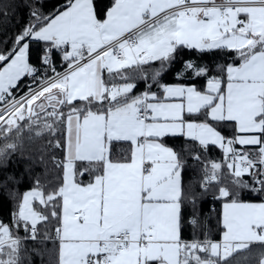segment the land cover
<instances>
[{
    "label": "snow or ice",
    "instance_id": "snow-or-ice-1",
    "mask_svg": "<svg viewBox=\"0 0 264 264\" xmlns=\"http://www.w3.org/2000/svg\"><path fill=\"white\" fill-rule=\"evenodd\" d=\"M29 7L30 22L0 48V135L18 138L33 126L38 137L62 135L49 144L63 159L53 153L46 171L57 174L36 175L12 222L0 221V264H24L26 241L38 235L57 244L54 264H237L253 245L264 248V202L240 200L245 190L264 198V0H112L102 19L93 0H65L48 14L42 0ZM34 42L45 46L42 75L30 62ZM184 49L233 63L211 75L207 65L184 61L176 82L165 83ZM25 78L28 91L17 95ZM197 78L204 91L184 83ZM137 81L145 85L139 94ZM228 122L231 136L219 130ZM18 144L4 137L0 165ZM209 146L223 150L224 162L202 166L196 193L184 181L186 159L200 162ZM8 181L15 178L0 187L15 198ZM213 190L222 242L183 240L185 202ZM52 221L54 236L41 234L38 225Z\"/></svg>",
    "mask_w": 264,
    "mask_h": 264
},
{
    "label": "trees",
    "instance_id": "trees-1",
    "mask_svg": "<svg viewBox=\"0 0 264 264\" xmlns=\"http://www.w3.org/2000/svg\"><path fill=\"white\" fill-rule=\"evenodd\" d=\"M99 18H103L106 11L111 7L112 0H93ZM0 3L7 5V15H0V41L6 42L0 45V48L10 47L12 38L19 33L21 28L30 22V3L31 0H0ZM65 0H42V11L46 14L52 13L59 9ZM44 43L34 42L30 47V62L36 67L41 65V57L44 54ZM55 61L59 62L61 59L58 54H55ZM195 61L201 65L209 67L210 74L216 75L218 65L233 63L230 55L224 54H201L195 50L184 49L180 52L176 63L173 67L164 73L161 79L168 84L176 82L175 72L184 61ZM155 67H159V62H156ZM61 69V68H59ZM121 83V81H115ZM185 84L191 85L195 83L198 90L204 91L206 89V80L204 78H197L195 81H184ZM29 83L25 78V83L20 88V93L23 94L28 91ZM144 82L137 81V88L134 92L139 94L144 91ZM80 103V102H77ZM27 121L21 122L22 126L27 125ZM36 126L32 128L24 127V130L17 138L12 133H4L0 135V145L4 143V137L11 139H18L19 144L15 152L11 154L6 163L0 165V182L6 181L8 177H14L15 183L8 181V188L12 189L15 193V198H10L8 193L3 187H0V221L5 224L12 222V215L17 209L20 197L33 187V181L36 175H40L41 179L54 176L57 173L53 171H46L52 169L51 155L54 153L57 159H63V152L56 149L54 144H49V140L59 138L63 142V136L58 137L49 136L45 133L43 136H36ZM224 134L231 136L235 132V124L228 122V127L221 128ZM169 144L178 147L185 146L186 151H199L195 144L189 146L183 138H171ZM238 146L237 148H240ZM258 147V146H256ZM254 155V153H253ZM200 162L195 161L191 156L186 159V168L184 173V181L186 185L191 186V190L200 192V179L203 176V165L207 164L210 167L212 162H224V153L217 146H209L206 152L200 153ZM224 183H227V171L223 172ZM247 179V177H245ZM58 181H54L57 183ZM214 191H209L206 194L198 195L195 205L185 202L182 215L183 225L181 230V238L185 241L193 239L203 240L205 238L212 241H220L223 233L221 224L222 220V201L214 196ZM242 202H264V198H260L255 194H250L247 190L242 191L240 194ZM37 208L40 206L38 203L35 205ZM195 216L198 221L197 226L193 227L189 221ZM55 221H52L44 227L38 225L40 233H47L54 236ZM21 236L24 233H19ZM27 254L25 256L24 264H54L56 258L57 244L52 241H47L38 235L37 241H26ZM264 258V248L259 245H253L246 255L241 256L237 264H260L261 259Z\"/></svg>",
    "mask_w": 264,
    "mask_h": 264
},
{
    "label": "built area",
    "instance_id": "built-area-1",
    "mask_svg": "<svg viewBox=\"0 0 264 264\" xmlns=\"http://www.w3.org/2000/svg\"><path fill=\"white\" fill-rule=\"evenodd\" d=\"M55 54H58L59 55V58L61 59L59 62H56L55 61ZM52 59H53V62L56 64V66H57V70L58 71H62V68H61V64H62V58H61V54H60V52L59 51H57V50H55V49H53V54H52ZM37 68H39V69H41V75H42V73H43V68H44V66L41 64V65H39V66H36ZM59 68H61V69H59ZM27 82L29 83V85L31 84V79L30 78H27ZM34 86V85H33ZM27 92V91H26ZM20 92H18L17 93V95H22V94H19Z\"/></svg>",
    "mask_w": 264,
    "mask_h": 264
},
{
    "label": "crops",
    "instance_id": "crops-1",
    "mask_svg": "<svg viewBox=\"0 0 264 264\" xmlns=\"http://www.w3.org/2000/svg\"><path fill=\"white\" fill-rule=\"evenodd\" d=\"M44 43V42H43ZM232 123H234L235 124V122H232ZM235 129H236V127H235ZM238 146H240V145H236V147H238ZM218 147V146H217ZM250 147H256V146H250ZM219 148V147H218ZM220 149V148H219ZM222 150V149H221ZM223 151V150H222ZM245 203H259V202H245ZM222 211H223V208H222ZM217 242H222V237H221V240L220 241H217Z\"/></svg>",
    "mask_w": 264,
    "mask_h": 264
}]
</instances>
